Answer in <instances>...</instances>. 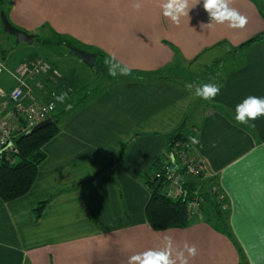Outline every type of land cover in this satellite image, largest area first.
Listing matches in <instances>:
<instances>
[{"label":"crops","instance_id":"0c3cea01","mask_svg":"<svg viewBox=\"0 0 264 264\" xmlns=\"http://www.w3.org/2000/svg\"><path fill=\"white\" fill-rule=\"evenodd\" d=\"M136 2L9 0V21L17 28L47 39L66 36L107 58L114 54L132 72L112 77L63 124L45 147L47 159L27 196L0 198V264H127L134 253L162 247L166 235L174 247L185 240L196 246L189 264H264V117L249 125L234 120L244 98L264 97V40L240 50L264 34V0H232L248 18L243 29L204 26L211 18L203 0H189L192 8L178 25L161 14L163 0H141L139 12ZM208 55L222 72L214 81L203 78L221 91L205 101L194 95L196 80L181 75ZM168 67L170 79L146 76ZM1 80L12 86L11 77ZM42 80L32 87L39 96L42 85H53ZM186 117L200 141L195 151L207 162L206 177L225 196L224 220L207 206L190 227L156 232L146 217L144 174L166 150L164 135ZM111 160H117L112 174L91 181ZM44 201L49 204L37 219Z\"/></svg>","mask_w":264,"mask_h":264},{"label":"trees","instance_id":"16d2710c","mask_svg":"<svg viewBox=\"0 0 264 264\" xmlns=\"http://www.w3.org/2000/svg\"><path fill=\"white\" fill-rule=\"evenodd\" d=\"M8 2L9 0H0V5L3 7L2 11L9 19V13L12 8L11 5L8 6ZM5 6L8 7L5 8ZM262 16L264 17L263 9ZM39 36V34L35 35V41L39 38ZM263 40L264 34L246 42L240 47V50L255 43L262 42ZM37 41L48 47H65V55H71L69 50L70 46L77 47L89 53L97 54L98 57L95 66L89 68L94 73L102 75V83L97 85L96 88L92 89L90 93H86L83 97L78 96L73 99L72 95L74 92L68 89V87L65 85L66 79L64 78L63 74L61 72L58 73L59 70L52 63L46 59L25 61L29 63L43 61L50 64V66L53 68L50 74L40 75L37 78L36 82H39L45 78L46 83L49 81V83L51 82L54 85H52L50 88L47 85H42L41 90L37 89L38 92L42 94L41 96L36 94V88H32L36 82L32 81L30 83L32 93L37 98L36 103L42 105L55 104L56 107L53 114L49 117L53 119L52 125L37 133H31L35 127L25 132H22V130L16 132V136L13 141L14 150L0 153V198L4 202H12L21 199L30 193L37 181L39 168L47 159L45 147L59 135L63 124L70 120L87 103L86 99H88V96L93 97L98 94L105 88V84L110 81V79H113L108 74V67L104 63L105 59L107 58V55L104 52L100 50L87 51L85 47L78 42L62 35H55L54 38H48L44 40L38 39ZM7 55L8 54L5 51H1L0 62H2L6 68L1 78L4 75L10 77L9 73L14 72V70L17 68V66L12 69L7 67ZM192 64L193 63L191 62L188 67H190ZM55 71L58 74H55ZM172 74L174 73H171L168 67L167 69L153 74H147L146 76L149 77L151 75L159 76L160 79H170ZM13 83L14 82L12 80V86ZM45 86L48 87V89L45 90ZM62 92H67L68 98L63 103H60L56 101L54 93L56 95H60ZM13 105L14 104H11V107ZM23 125L24 123L21 124L22 127ZM189 137L196 138V133L189 125V118L186 117L178 129L164 135V138L167 141L166 150L161 155H158L156 158H154L150 168L144 174L146 178L145 184L150 190V200L146 207V217L150 227L156 232H164L172 229H186L191 226L193 219L196 217L190 216L185 198L176 199L171 197L168 193V189L171 187V181H169L167 177V169L172 168L174 172L183 177L185 174H187V168L184 166L183 162L178 159L177 154L175 153L176 147L179 145V147L186 149V146H190L191 149L186 150L190 151L192 154L196 153L195 144L191 143ZM119 159L120 157L118 160ZM198 180L201 183L199 186L186 183L188 188L197 191L200 194V197L203 199L202 209L199 214H197V216L200 215L204 207L210 206L214 209V213L216 212V217L220 220H224L223 205H225V196L221 191L220 186H218L213 178H207L206 176L198 177ZM48 204L49 201H44L39 203V205L36 207L35 214L37 219L42 217ZM219 228L222 229L223 227ZM222 231L230 238L231 234L228 232L227 227H224Z\"/></svg>","mask_w":264,"mask_h":264},{"label":"clouds","instance_id":"9594fccd","mask_svg":"<svg viewBox=\"0 0 264 264\" xmlns=\"http://www.w3.org/2000/svg\"><path fill=\"white\" fill-rule=\"evenodd\" d=\"M197 2L199 3L200 0ZM231 3L232 0H203V8L211 18V23L204 26L211 28L213 24L227 23L232 29H243L248 23V18L236 8L231 7ZM143 7L141 0L132 4V8L137 12ZM160 8L165 18L178 25L182 17L188 16L192 7L189 6V0H163ZM104 63L111 77L131 75L132 67L118 62L114 54L106 58ZM186 87L191 91L193 86L189 84ZM220 91L221 86L218 84L203 83L195 87L194 95L202 100L210 101L214 100ZM54 96L56 101L63 103L68 98V93L62 92L60 95L54 93ZM55 107V104H50L48 109ZM260 117H264V97L250 95L235 106L234 120L237 125H249ZM189 139L192 144L200 143L195 137H189ZM212 146L215 147L216 144L213 143ZM196 255L197 248L194 244L189 245L185 240L182 248L174 247L173 238L166 235L163 237L162 247L148 248L134 253L128 257L127 264H189V258H194Z\"/></svg>","mask_w":264,"mask_h":264},{"label":"built area","instance_id":"2783aa9c","mask_svg":"<svg viewBox=\"0 0 264 264\" xmlns=\"http://www.w3.org/2000/svg\"><path fill=\"white\" fill-rule=\"evenodd\" d=\"M0 66H2L0 67L1 78L6 68L2 62H0ZM52 70L53 68L47 62H23L17 66L14 72L9 73L14 82L13 86L9 90L0 87V149L5 148L2 152L14 150L13 141L16 132L31 130L53 114L55 108L49 110L50 104L36 103L37 98L32 93L30 83L36 82L40 75L50 74ZM55 74L58 73L55 71ZM40 84L37 86L39 87ZM11 104L14 105L11 107ZM22 123H24L23 127ZM185 148L191 149L190 146ZM186 149L178 145L175 153L187 168V174L197 179L206 176L208 170L206 160L197 153L192 154ZM167 177L171 181V187L168 189L169 195L176 199L185 198L190 216H197L203 206L200 194L188 188L186 185L188 182L172 168L167 169Z\"/></svg>","mask_w":264,"mask_h":264},{"label":"rangeland","instance_id":"374dc122","mask_svg":"<svg viewBox=\"0 0 264 264\" xmlns=\"http://www.w3.org/2000/svg\"><path fill=\"white\" fill-rule=\"evenodd\" d=\"M8 6H5L7 8ZM2 6L0 5V55L1 51H5L7 57V67L9 69L15 68L20 63L30 60L46 59L52 63L59 71L63 74L66 79L65 85L69 90H72L74 94L72 98L78 96L83 97L86 93L96 88L97 85L102 83V75L96 74L85 65L79 58L72 55H65L66 49L61 46L48 47L39 43L37 40L47 39L44 35H40L34 44L29 45L27 43L17 44L16 38L4 32L3 20H2ZM217 53V52H216ZM208 55L202 59L199 63L194 64L190 67H186V75L182 74L181 77L185 80H189L191 77L196 81L193 82L197 85L206 83L205 77L214 78L217 73L222 72L218 67L219 62H214L215 55L209 58ZM224 62V61H223ZM230 63V62H229ZM210 72L208 71V68ZM194 75V76H193ZM212 81V82H213ZM11 81L4 82L0 79V86L9 89Z\"/></svg>","mask_w":264,"mask_h":264},{"label":"water","instance_id":"95a60500","mask_svg":"<svg viewBox=\"0 0 264 264\" xmlns=\"http://www.w3.org/2000/svg\"><path fill=\"white\" fill-rule=\"evenodd\" d=\"M2 20H3L4 32L9 34V35H11V36H14L16 38L17 44H20V43H27L29 45L34 44L35 35L34 34H29L26 31H23V30L17 28L16 26L12 25V23L9 21L8 17L5 15L4 12L2 14ZM69 50H70V54L72 56H75V57L79 58L88 67L92 68V67L95 66V63H96V60H97V57H98L97 54L86 52V51L81 50V49H79L77 47H74V46H70ZM52 124H53V119L52 118H48L47 120H45V121L41 122L40 124H38L31 131V133H37V132L49 127ZM7 147H8V145H7ZM4 149L5 148L0 149V153ZM114 165H115V161L111 160L109 162V164L105 168H103L102 170H100L99 172H97L93 176L92 181H94L95 179H97L98 177H100L103 174H106V173L112 174V169H113ZM184 179L188 183H191V184H194V185H197V186H199L201 184L200 181L197 178H195V177H193V176H191L189 174H185L184 175Z\"/></svg>","mask_w":264,"mask_h":264}]
</instances>
